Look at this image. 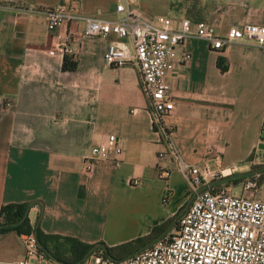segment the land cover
Listing matches in <instances>:
<instances>
[{
	"label": "crops",
	"instance_id": "obj_1",
	"mask_svg": "<svg viewBox=\"0 0 264 264\" xmlns=\"http://www.w3.org/2000/svg\"><path fill=\"white\" fill-rule=\"evenodd\" d=\"M118 1L0 0V208L31 203V232L36 226L101 242L121 258L136 237L170 229L192 196L171 143L187 162L207 159L215 169L249 171L245 179L258 171L257 186L244 193L264 200V164L256 167L264 162V48L244 39L216 49L187 38L188 74H166L174 108L163 116L161 133L138 66L106 63V37L82 34V22L72 21L75 67L64 69V56L48 52L54 32L41 8L66 3L78 13L113 17ZM138 8L148 16L204 20L221 33L243 22L264 24V0H141ZM109 133L122 151L86 172L84 155ZM25 234L0 230V261L25 257ZM28 257L26 264H37Z\"/></svg>",
	"mask_w": 264,
	"mask_h": 264
},
{
	"label": "built area",
	"instance_id": "obj_2",
	"mask_svg": "<svg viewBox=\"0 0 264 264\" xmlns=\"http://www.w3.org/2000/svg\"><path fill=\"white\" fill-rule=\"evenodd\" d=\"M140 1L119 0L115 5L118 15L113 17L78 13L66 3L43 7L41 11L47 29L54 32L49 53L73 54L70 36L74 30L69 23L81 21L82 34L107 38L103 54L106 63L121 66L133 62L138 66L141 89L148 98L153 121L162 133L163 116L174 108L166 74L181 71L187 75L189 71L191 53L183 47V42L198 37L207 41L210 48L221 49L249 39L264 48V24L243 22L221 33L204 20L176 21L165 14L148 16L139 10ZM66 24L67 27L57 30ZM171 150L194 194L176 224L128 256L111 258L97 251L74 264H264V200L244 193L257 186L258 171L245 179L240 193L217 190L213 185L197 191L202 184L228 172L215 169L207 159L198 163L185 161L172 143ZM121 151L116 135L109 133L84 155L83 169L91 172L98 162L116 157ZM23 242L24 258L0 261V264H26L29 255H36L39 260L43 257L33 232L23 235Z\"/></svg>",
	"mask_w": 264,
	"mask_h": 264
},
{
	"label": "trees",
	"instance_id": "obj_3",
	"mask_svg": "<svg viewBox=\"0 0 264 264\" xmlns=\"http://www.w3.org/2000/svg\"><path fill=\"white\" fill-rule=\"evenodd\" d=\"M222 58L219 59L220 67L225 68L224 64H221ZM75 60L70 56H64L62 67L64 69H72L75 67ZM231 179H235L234 177ZM166 195L163 197V202L167 201V193L169 188H166ZM26 203H5L0 208V223L2 222H14L19 220L25 211ZM15 230L17 233H30L32 231V224L29 217L24 218L20 223H13L0 228V230ZM158 233L150 232L148 235L136 237L129 243L132 245L131 250H135L140 247ZM38 236L40 241L46 246V248L58 259L70 263L80 259L84 253L89 249L91 244L83 242L75 237L59 234H45L38 230ZM128 243V244H129ZM115 248L108 247V250L112 252ZM130 250V249H129ZM45 256L50 257L48 253L43 250ZM93 253V252H92ZM104 253V252H103ZM106 255V254H105ZM119 258V257H118Z\"/></svg>",
	"mask_w": 264,
	"mask_h": 264
},
{
	"label": "water",
	"instance_id": "obj_4",
	"mask_svg": "<svg viewBox=\"0 0 264 264\" xmlns=\"http://www.w3.org/2000/svg\"><path fill=\"white\" fill-rule=\"evenodd\" d=\"M262 135L264 136V129L262 131ZM261 169H264V165L261 167ZM249 171H241V172H237V173H231V174H226V175H222L218 178H215L207 183H204L202 184L201 186L198 187L197 191H200V190H203L205 188H207L208 186H211L215 183H219L221 181H224L226 179H231L235 176H238V175H242V174H245ZM194 196V194H192V196L190 197V199L186 202V204L181 208V210L174 216L173 220H172V223L171 225L176 221V219L180 216V214L185 210V208L187 207V205L189 204V202L191 201L192 197ZM30 206H31V203H28L27 204V207L25 209V212L23 214V216L17 220V221H14V222H2L0 223V227H3V226H6V225H10V224H13V223H20L21 221L24 220V218H26L28 216V213H29V209H30ZM169 229V228H168ZM168 229H166L164 232H162L161 234H158L156 236H154L152 239H150L149 241H147L146 243H144L143 245H141L140 247L136 248L135 250L131 251L128 255L132 254L134 251L136 250H139V249H142L146 246H148L149 244H151L154 240H156L158 237H160L161 235H163ZM33 234L38 242V244L40 245V247H42L47 253L48 255H50V257H52L55 261L57 262H60V263H64V264H74L76 262H79V261H82L83 259H85L90 253H92L95 249H97L98 247H102L104 249V251L106 252L107 256L111 257V258H117L115 257L113 254H111L109 251H108V248L106 247L105 244L101 243V242H98V243H94L92 244L89 249L84 253V255L76 260V261H73V262H70V263H67V262H64L58 258H56L47 248L46 246L40 241L39 239V236H38V231H37V227L35 226L34 230H33ZM126 255V256H128Z\"/></svg>",
	"mask_w": 264,
	"mask_h": 264
},
{
	"label": "rangeland",
	"instance_id": "obj_5",
	"mask_svg": "<svg viewBox=\"0 0 264 264\" xmlns=\"http://www.w3.org/2000/svg\"><path fill=\"white\" fill-rule=\"evenodd\" d=\"M261 161H264V155H262V157H261ZM264 164V162H260V163H258L257 165H256V167H259V166H261V165H263ZM213 166V165H212ZM227 171H229L228 169H226L225 170V172H227ZM260 171H262V172H264V169H261ZM234 171H232V172H228V173H226V174H230V173H233ZM245 176L244 175H241V176H235L234 178L235 179H226V180H224V181H221V182H219V183H217V186H215V187H217L216 189L217 190H224V188L226 189L227 188V190L229 191H231V193H240L241 192V190H242V184L241 183H239L240 181H243L245 178H244ZM248 177H251V176H248ZM177 220H178V218L176 219V221L172 224V227L176 224V222H177ZM171 227V228H172ZM170 228V229H171ZM29 257L32 259V257H35V260L37 261V264H38V257L36 256V255H29ZM29 257H28V259H29ZM24 258V257H23ZM41 264H48V260H47V258L46 257H42L41 258Z\"/></svg>",
	"mask_w": 264,
	"mask_h": 264
},
{
	"label": "flooded vegetation",
	"instance_id": "obj_6",
	"mask_svg": "<svg viewBox=\"0 0 264 264\" xmlns=\"http://www.w3.org/2000/svg\"><path fill=\"white\" fill-rule=\"evenodd\" d=\"M115 257H117V256H115Z\"/></svg>",
	"mask_w": 264,
	"mask_h": 264
}]
</instances>
